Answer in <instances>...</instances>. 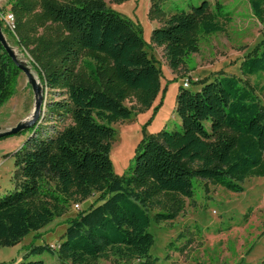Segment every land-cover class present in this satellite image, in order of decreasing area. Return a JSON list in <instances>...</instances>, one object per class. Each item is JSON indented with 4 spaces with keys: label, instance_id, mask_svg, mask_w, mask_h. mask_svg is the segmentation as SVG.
I'll use <instances>...</instances> for the list:
<instances>
[{
    "label": "trees",
    "instance_id": "trees-1",
    "mask_svg": "<svg viewBox=\"0 0 264 264\" xmlns=\"http://www.w3.org/2000/svg\"><path fill=\"white\" fill-rule=\"evenodd\" d=\"M164 1L152 0L150 6V19L159 22L151 44L164 48L176 72L200 51L202 37L226 32L231 13L219 1L169 11ZM248 2L264 21V0ZM9 5L13 27L0 9L3 32L31 56L45 87L60 96L46 105V120L70 123L46 135L33 126L13 154L14 188L0 193V249L30 233L40 237L72 201L97 196L66 219L56 246L32 243L18 264H45L28 260L45 251L63 264H98L111 257L155 264L151 222L175 220L185 199L194 198L195 180L240 193L246 180L264 177V105L241 78L226 74L192 81L201 86L196 90L180 86L179 126L144 135L130 173L118 176L110 158L117 137L113 124L148 109L162 90V71L141 27L105 0H9ZM240 69L244 76L264 73V37ZM21 72L0 42V108L14 94ZM126 100L135 106H126ZM153 208L160 210L151 217Z\"/></svg>",
    "mask_w": 264,
    "mask_h": 264
},
{
    "label": "rangeland",
    "instance_id": "rangeland-1",
    "mask_svg": "<svg viewBox=\"0 0 264 264\" xmlns=\"http://www.w3.org/2000/svg\"><path fill=\"white\" fill-rule=\"evenodd\" d=\"M68 2L69 0H58ZM202 0H165L164 9L173 7L187 8L189 4L198 5ZM225 5L231 13V22L226 23V32L202 37L200 51L191 56L188 65L173 72L165 56L164 48L151 44L153 28L159 22L151 20L149 10L152 0H124L116 2L105 0L106 4L138 24L149 54L160 67L162 90L153 104L143 111H136L131 120L113 124L117 132L112 142L110 158L118 176L128 175L135 163L136 148L144 135L154 134L162 129L172 130L179 126L180 117L176 113V96L180 86L186 81L189 88L196 90L200 85L192 81L214 78L218 74L235 75L241 78L258 101L264 105V73L244 76L241 62L245 56L264 37V21L256 18L248 0H209ZM9 0H0V9L5 18L10 14ZM4 18V19H5ZM7 23V22H6ZM9 45L16 51L19 59L27 62L37 74L44 88L39 115L30 128L22 132L0 138V191L14 188L12 176L15 171L13 154L19 150L32 134V127L43 135L62 129L70 123L48 122L46 105L60 98L57 92L48 89L42 83L31 56L25 52L8 33L3 32ZM39 95L33 89L25 73L19 74L14 94L0 108V133L8 131L20 123L29 122L34 117ZM124 104L134 107L135 101L126 100ZM54 185V182H51ZM240 193L215 186L204 180H195V196L185 199L183 211L172 222H151L149 231L154 235L155 243L150 254L156 258L155 264H263L264 261V177H253L243 183ZM92 196L85 201H72L68 212L56 218L41 229L43 234L36 237L30 233L14 246L0 249V264H18L24 260L27 246L34 243L56 246L67 227L66 219L74 217L80 210L87 209L96 201ZM80 204V209L75 204ZM159 208L150 209L151 217ZM26 259V258H25ZM44 260L45 264H63L54 254L45 251L32 254L28 260ZM142 260H118L113 257L101 259L98 264H141ZM68 264V263H67ZM70 264V263H69Z\"/></svg>",
    "mask_w": 264,
    "mask_h": 264
},
{
    "label": "water",
    "instance_id": "water-1",
    "mask_svg": "<svg viewBox=\"0 0 264 264\" xmlns=\"http://www.w3.org/2000/svg\"><path fill=\"white\" fill-rule=\"evenodd\" d=\"M0 42L5 47V49L7 50L8 54L14 60L16 65L19 67V69L23 73H25V75L27 76V78L29 80V83L32 86L33 91L37 95H39V99H38L37 104H36V108H35L33 119L31 121H29V122L20 123L17 126L13 127L12 129L0 133V138H2L4 136H8V135H12V134H16V133L22 132L24 129L30 128L32 126V124L35 122L36 118L39 115L40 106H41V103H42V100H43V90H44V88L42 87L41 84H39L37 82L36 78L31 73L30 68L27 65V63L25 61L19 59L16 51L7 42V40H6L5 36H4V33H3V29H2L1 23H0Z\"/></svg>",
    "mask_w": 264,
    "mask_h": 264
},
{
    "label": "built area",
    "instance_id": "built-area-1",
    "mask_svg": "<svg viewBox=\"0 0 264 264\" xmlns=\"http://www.w3.org/2000/svg\"><path fill=\"white\" fill-rule=\"evenodd\" d=\"M5 20H6V22H7L11 27H13L14 17H13V15H12L11 13L7 16V18H5ZM184 86H185V87H189V82L186 81V82L184 83ZM75 207H76L77 209H80V204H79V203H76V204H75Z\"/></svg>",
    "mask_w": 264,
    "mask_h": 264
},
{
    "label": "bare ground",
    "instance_id": "bare-ground-1",
    "mask_svg": "<svg viewBox=\"0 0 264 264\" xmlns=\"http://www.w3.org/2000/svg\"><path fill=\"white\" fill-rule=\"evenodd\" d=\"M26 63H27V62H26ZM27 65L29 66L28 63H27ZM29 68H30L31 73H32V74L34 75V77L36 78L37 82L40 84V81H39V78H38L37 74L33 71V69L31 68V66H29Z\"/></svg>",
    "mask_w": 264,
    "mask_h": 264
},
{
    "label": "crops",
    "instance_id": "crops-1",
    "mask_svg": "<svg viewBox=\"0 0 264 264\" xmlns=\"http://www.w3.org/2000/svg\"><path fill=\"white\" fill-rule=\"evenodd\" d=\"M0 193H2V191H0ZM58 243H59V242H58ZM58 243H57V244H58ZM68 264H69V263H68Z\"/></svg>",
    "mask_w": 264,
    "mask_h": 264
}]
</instances>
